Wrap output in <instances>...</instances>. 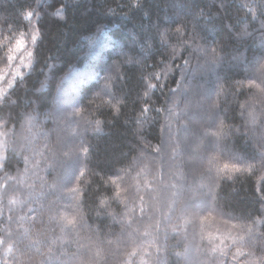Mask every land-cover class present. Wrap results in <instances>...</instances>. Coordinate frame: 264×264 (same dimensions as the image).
<instances>
[{
  "label": "trees",
  "instance_id": "1",
  "mask_svg": "<svg viewBox=\"0 0 264 264\" xmlns=\"http://www.w3.org/2000/svg\"><path fill=\"white\" fill-rule=\"evenodd\" d=\"M131 2L132 0H107V3L106 0H0V35H8L9 25L19 28L24 23L20 19L21 12L34 9L44 13L39 17L44 32V38L39 45L40 63L35 65L31 75L26 72L27 78L10 93L11 99H18V106L9 108L5 104L3 111L0 112V142L6 140L9 145V151L2 154L10 158L0 170V186H3L0 187V194H3V202L0 204V237L6 239L3 247H0V262L5 259L4 248L15 243V237L19 232L29 228L32 239L37 238L40 230L46 229L41 232L40 238L47 239L49 244L53 241L70 240L71 244L65 247H61L60 243L55 245V248H59L61 252L69 256L75 254V259L70 261V264H128V254L133 249H137L139 254L131 257L132 264H141L142 260L147 264H194L192 261L183 259L186 250H190L191 256L198 257L199 264H224V257L218 253L214 256L211 252L213 246L209 243L210 239L205 238L211 225L214 226L213 223L218 219L230 222L231 237L242 234L239 228H233V225L247 224L250 222L249 218L261 215L257 211L260 208L257 188L261 186L259 182L264 178V168H258L251 173L236 174L231 180L223 181L216 189L218 211L210 212L205 209L204 212L197 213L195 217L182 215L179 205L176 206L175 211H170L171 191L166 186L176 182L173 174L186 172L189 182L195 179L197 185L201 183L208 185L210 182L207 174L208 156L218 155V153L212 147L204 148L200 145L203 138L195 135V125H190L187 133L179 134L181 141L184 137H188L189 147L193 151L183 152L176 158L172 157V148L175 145L165 146L159 156L153 155L152 147L142 151L144 145L160 144L161 126L165 123V113H160L154 126L145 127L138 135L136 133L138 125L134 122L136 112L131 97L127 101L128 106L122 110L119 120L111 124L107 123L112 121L113 117L110 111H105L94 117L105 121L100 131L93 132L89 129L83 132L82 138L85 146L91 145L92 147L88 159L84 162L86 173L79 183V187L84 189L85 194L77 211L82 214L83 219L71 233L63 232L61 225L50 222L48 217L51 213L47 210L42 214V222L37 220L33 223L31 219H20L21 217L30 218L33 213L29 209L38 208L41 203L39 200L9 205L8 201L12 198L18 197L22 201L26 200L27 185L33 184V181H35V191L38 193L41 190L39 180L32 175L31 170L37 165L43 169L47 161L42 162L41 153L46 144L50 146L56 141L57 135L53 131L56 125L51 119L46 120L45 114L50 113L58 103L70 101L73 98L78 99L81 96L83 100L80 105L76 106H87L93 93L99 90V84L104 83L103 80L97 83V77L106 74L101 69H105L112 61L121 59L115 53L124 46V38L128 30L135 26L138 31L143 32L149 24H155L157 15L175 18V11L172 8H168L165 13L166 0H143L145 6L142 10L124 15L123 13L128 11ZM176 2L184 3L186 7L192 4V0H176ZM227 3V11L222 13V18L214 19L212 25L206 26L205 30L210 40H219L225 45L224 51L227 58L224 64L217 69L221 82L228 88L227 98L221 102V119L226 125L236 127L245 123L244 120L239 119V104L253 99V95L247 89H244L242 94L237 93L236 82L244 81L246 84L247 79L243 71H237L230 66V58L234 54L243 53L249 60L258 56L261 62H264V49L260 48L258 39L261 35L260 22L259 20L253 21L246 9L241 7L244 0H227ZM61 5H66V7L61 8ZM119 5H124V8L121 9ZM109 7L114 11L108 12ZM195 7L197 11L204 9L205 12H211L213 16L218 9V5L213 4V0H196ZM57 9H60L59 14H57ZM146 12L149 13L148 16L145 15ZM245 16L247 19L240 22V19ZM32 20L35 22L37 17L34 16ZM245 24L251 35L237 41L233 37L244 29ZM228 25L234 26L231 36L224 31L225 26ZM171 27L175 28L176 24H172ZM48 57L51 59L47 61L48 66L45 67L44 62ZM159 58L160 53H157L155 58L145 63L151 64L154 59ZM193 62H195V57ZM0 67L4 65L0 64ZM122 70L130 78L127 87L134 90V95L137 85L136 77L140 75V69L127 67ZM148 70L155 71V69ZM179 75L178 72L175 74L176 79H179ZM193 83H198V81H193ZM175 87L176 80L170 79L168 88H165L163 93L157 90L152 96L154 106L156 108L167 107L165 101L168 99V89ZM117 94L119 95V92ZM172 100H175V97H172ZM95 103H99V99ZM68 110L71 111V109ZM259 111L258 106L257 112ZM28 114L38 117L33 121L34 127L31 129L26 122ZM9 115L12 119H8L5 127L3 119ZM85 115L87 116V113ZM151 115L156 116L157 114L153 112ZM129 116L133 120L131 126L126 127L124 121L129 119ZM233 116L237 118L232 119ZM180 123L189 122L181 120ZM178 126L176 122H173V131ZM74 127L73 122L68 126L67 132L70 134ZM243 130L241 127V132ZM3 133L8 135L4 136ZM165 139L168 137L165 136ZM74 143L79 144L80 139L77 138ZM198 145H200L199 150L195 151ZM252 146V144L245 143L243 136L235 134L230 135L227 142L229 149L241 155L248 153ZM200 153H203L205 158L202 161H195L194 170L185 169L182 166L177 168V165H182L183 161L193 160ZM134 157L141 158L131 169L130 175L125 177V187L136 183L137 173L142 169H147V175L140 177L141 184L145 179L153 180L161 175H163V181L152 184V188L156 191L147 194L140 193L145 195L148 210L144 213L143 219H137L132 224L131 229H125L119 220H113L109 215L112 212L118 216L121 215L124 211L123 206L110 203L106 209L100 210L99 202L104 197H111L113 191L110 187L105 190L103 180L108 179L112 169L129 168ZM25 158L29 160L30 172L22 183ZM223 162L224 157H221L220 163ZM39 175L45 176V173L40 171ZM54 175L55 173L47 175L45 179L51 182ZM6 177H11V179H6ZM76 185L77 181L73 176L66 187L71 188ZM212 186L215 187V183ZM54 199H56L55 195H48L44 203ZM72 203L73 201L68 199L59 201L60 205ZM129 206H132L131 199ZM72 214L74 213L69 212V215ZM229 216L233 218L229 219ZM9 217L12 219L9 220ZM158 222L159 236L157 237ZM174 228L176 232L173 231ZM133 229L136 230L137 235L130 237L129 232ZM261 230L264 231V229ZM145 232L150 235L144 236ZM165 232L167 233L166 239ZM8 233L12 235L8 236ZM48 246V244L44 245L40 251L46 252ZM237 247L240 246L232 247L228 253L229 264H231L230 254H234ZM145 248L150 254L142 251ZM157 248L160 249L159 254H157ZM198 250L199 253L204 254L198 255ZM249 250L255 251L257 256L261 255V252L255 249ZM176 253L181 254L179 261L175 256ZM13 255L16 264H42V257L35 249L26 250L17 246L13 249ZM239 264H245L244 260H240Z\"/></svg>",
  "mask_w": 264,
  "mask_h": 264
},
{
  "label": "snow or ice",
  "instance_id": "2",
  "mask_svg": "<svg viewBox=\"0 0 264 264\" xmlns=\"http://www.w3.org/2000/svg\"><path fill=\"white\" fill-rule=\"evenodd\" d=\"M195 4L196 0H192V4L186 7L184 3H177L176 0H166L164 11L166 13L168 8H172L175 11V18L157 15L155 24H149L143 32L138 31L135 26L129 29L124 38V46L115 53L121 59L114 60L105 69H101L106 74L102 77L98 76L97 83L99 84L101 80L104 83L99 84V90L93 93L87 106H76L81 104L83 100V96H81L78 99L62 101L50 113L45 114V119H51L56 125L53 131L57 135L56 141L50 146L46 144L41 153L42 162L47 161L43 169L37 165L31 170L32 175L39 180L41 190L38 193L35 191V181H33V184L27 185L28 197L26 200L22 201L17 197L8 201L9 205L35 200L41 202L38 208L29 209L33 213L30 218L21 217V220L31 219L33 223L37 220L42 222V214L47 210L51 213L48 217L49 221L61 225L63 232L71 233L78 226L83 216L77 210L80 208L85 194L84 189L79 187V183L86 173L84 162L88 159L92 147L91 145L85 146L82 138L83 132L89 129L93 132L100 131L105 121L94 117L103 114L105 111H110L113 117L112 121L107 123L111 124L113 121L119 120L122 110L128 106L127 101L130 97L136 112L134 122L138 125L136 129L138 135L145 127L154 126L160 113H165V123L161 126L160 144L156 146L144 145L142 151L152 147L153 155L159 156L165 146L175 145L172 148L173 158L183 152L193 151L189 147L188 137H184L181 141L179 134L187 133L190 130V125H195V135L198 138H203L200 145L204 148L212 147L218 153V155L208 156L207 174L210 177L208 185L203 183L197 185L195 179L189 182L186 172L173 174L176 182L166 186L171 191L170 211H175L177 205H179L180 212L184 216L195 217L197 213L204 212L205 209L210 212L218 211L216 203L218 192L216 189L223 181L231 180L236 174L251 173L258 168H264V62H261V58L258 56L249 60L243 53L231 56L230 66L237 71H243L247 79L246 84L244 81L236 82L238 85L237 93L242 94L243 90L247 89L252 92L253 99L239 104V119L245 121L243 125L236 127L226 125L221 119V102L227 98L228 88L221 82V78L217 74V69L224 64L227 58L224 51L225 45L219 40H210L205 29L206 26L212 25L214 19L222 18V13L227 11L228 3L227 0H213V4L218 5L215 16L211 12H205L204 9L197 11ZM144 6L143 0H132L128 11L123 14L128 15L142 10ZM63 7L66 5H61V8ZM119 7L123 9L124 5H119ZM241 7L246 9L253 21L259 20L261 35L258 39L260 40V48L264 49V19H261L264 17V0H244ZM59 11L60 9H57V14ZM107 11L112 12L114 10L109 7ZM42 14L44 13L34 9L25 10L19 14L24 23L19 28L9 25L7 28L8 35H0V64L4 65V67H0V85H4L0 86V112L3 111L5 104L9 108L18 106V99H11L10 93L27 78L25 73L31 75L35 65L40 63L39 45L44 38L39 20ZM145 15L148 16L149 13L146 12ZM34 16L37 17L35 22L32 20ZM246 19L247 16L242 17L240 22H244ZM172 24H176V27L172 28ZM233 27V25L225 26L224 31L231 36ZM247 27L245 24L244 29L235 34L233 38L241 41L250 36ZM157 53H160L159 59H154L151 64L145 63V61L155 58ZM125 57L126 59H123ZM194 57L195 62H193ZM50 59L51 57L45 59V67L48 66L47 61ZM257 64L259 67L254 68ZM127 67L140 69V75L136 77L137 85L134 95V90L127 87L130 78L122 70ZM148 69H155V71ZM177 72L180 74L179 79H176L175 76ZM170 79L176 80V87L168 89V99L165 101L167 107L156 108L152 103V96L157 90L163 93V90L168 88ZM193 81H198V83H193ZM172 97H175V100H172ZM97 99H99V103H95ZM258 106L259 113L257 112ZM153 112L157 115H151ZM236 118V116L232 117V119ZM8 119H12L11 115L3 119L5 127ZM36 119L38 117L31 114L26 116V122L30 129L34 127L33 121ZM132 120L133 118L129 116V119L124 121V125L130 127ZM181 120H187L189 123H180ZM73 122L75 127L71 129L69 134L67 129ZM173 122L179 125L175 131H173ZM241 127L244 129L243 132H241ZM43 134L50 135L49 133ZM233 134L243 136L246 144L253 145L248 153L241 155L227 147L229 137ZM3 135L7 136L8 134L3 133ZM165 136L168 139H165ZM77 138L80 139L79 144L74 143ZM200 145L195 151L199 150ZM8 151L7 141L0 142V170L9 162L10 158L2 154ZM221 157H224L222 164L220 163ZM140 158L134 157L129 168L112 169L108 179L103 180L105 190L110 187L113 191L111 197L100 199L99 208L104 210L110 203L122 205L124 211L121 215L118 216L115 212L109 213V215L112 216L113 220H119L125 229H131L132 224L137 219H143L144 213L148 210L145 195L140 193L147 194L156 191L152 188V184L163 181V175H161L153 180L145 179L141 184L140 177L147 175V169H142L141 172L137 173L136 183L125 187V177L130 175L131 169ZM204 158L203 153H200L193 160L183 161L182 165H177V168L182 166L185 169L194 170L196 168L195 161H202ZM24 164L22 183L30 172L28 158L24 159ZM40 171H43L45 176L55 173L52 181L49 182L45 176H40ZM73 176L77 185L71 188L66 187ZM6 179H11V177H6ZM213 183H215V187L212 186ZM259 183L261 186L257 188V192L260 208L257 211L261 215L256 218H249L250 222L247 224L233 225L232 227H238L242 234L229 237L230 243L223 247L211 249L214 256L218 253L224 257V264H229L228 253L232 247L237 245L240 247H237L236 252L232 254L231 264H239L240 260H244L245 264H264V231L261 230L264 229V178ZM48 195H55L56 199L44 203ZM61 199L72 200L73 203L60 205ZM130 199L131 207L129 206ZM2 202L3 194H0V204ZM69 212L74 214L69 215ZM37 213L40 215H36ZM232 218L229 216V219ZM11 219L9 217V220ZM185 222L187 223V221ZM156 228V236L158 237L159 222ZM43 231L46 229L40 230L36 239L31 238L32 233L29 228L19 232L15 237V243L4 248L5 259L0 264H16L13 249L17 246L26 250L35 249L37 254L42 257V264H70V261L75 259V254L69 256L61 252L59 248H55V245L60 243L61 247H65L71 244V241H53L49 244L47 239L40 238ZM173 231L176 232V229L174 228ZM11 235L8 233V236ZM136 235L135 229L129 232L130 237ZM143 235L148 236L150 233L145 232ZM166 238L167 233L165 232ZM5 242L6 239L0 237V247H3ZM46 244L49 245L47 251L41 252L40 248ZM249 249H255L261 252V255L257 256L255 251ZM142 251L145 254H150L146 248ZM159 251L160 249L157 248V254ZM138 254L139 251L133 249L128 254V264H132L131 257ZM200 254L204 253H199L198 250V255ZM175 256L178 261L181 259L180 253H176ZM183 259L199 264L198 257L191 256L190 250H186ZM141 264H147V262L142 260Z\"/></svg>",
  "mask_w": 264,
  "mask_h": 264
},
{
  "label": "rangeland",
  "instance_id": "3",
  "mask_svg": "<svg viewBox=\"0 0 264 264\" xmlns=\"http://www.w3.org/2000/svg\"><path fill=\"white\" fill-rule=\"evenodd\" d=\"M2 86V85H0ZM207 224L209 226V221L207 220ZM211 225L210 230H208L205 238H209L210 245L213 247H223L224 245H227L230 243V240L228 239L230 237V234L232 232L230 225V222L228 223L225 220H217L215 223ZM216 238H218L216 240ZM223 241V243H222ZM232 256V253L230 254Z\"/></svg>",
  "mask_w": 264,
  "mask_h": 264
}]
</instances>
